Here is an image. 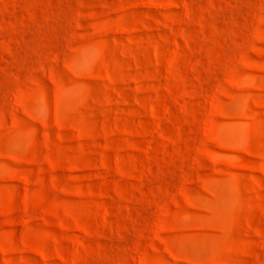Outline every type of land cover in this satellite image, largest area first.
I'll use <instances>...</instances> for the list:
<instances>
[{
  "label": "rangeland",
  "instance_id": "374dc122",
  "mask_svg": "<svg viewBox=\"0 0 264 264\" xmlns=\"http://www.w3.org/2000/svg\"><path fill=\"white\" fill-rule=\"evenodd\" d=\"M0 264H264V0H0Z\"/></svg>",
  "mask_w": 264,
  "mask_h": 264
}]
</instances>
